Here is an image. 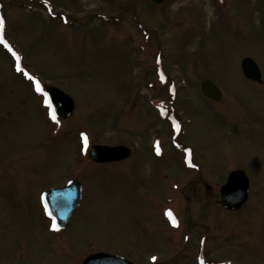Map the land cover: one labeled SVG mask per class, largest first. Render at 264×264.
I'll return each instance as SVG.
<instances>
[{"label": "rangeland", "instance_id": "obj_1", "mask_svg": "<svg viewBox=\"0 0 264 264\" xmlns=\"http://www.w3.org/2000/svg\"><path fill=\"white\" fill-rule=\"evenodd\" d=\"M0 11V41L26 71L0 44V264L94 252L264 264V84L241 72L250 56L264 78V0H0ZM205 78L219 101L201 94ZM44 85L73 98L71 115L52 119ZM95 144L132 154L96 164ZM233 168L249 193L227 211L219 188ZM72 178L82 197L58 230L41 192Z\"/></svg>", "mask_w": 264, "mask_h": 264}, {"label": "water", "instance_id": "obj_2", "mask_svg": "<svg viewBox=\"0 0 264 264\" xmlns=\"http://www.w3.org/2000/svg\"><path fill=\"white\" fill-rule=\"evenodd\" d=\"M156 3L162 0H153ZM243 73L250 79L259 80L260 73L253 60L244 58L242 60ZM204 94L216 98L218 89L209 81L201 83ZM50 98V104L56 115L66 117L73 110L71 97L56 87H46ZM129 154L128 148L124 146H93L90 157L96 162H109L125 158ZM247 179L240 170L232 171L227 182L220 189L221 203L224 208L235 210L247 198ZM81 188L76 180L69 182L66 186L51 189L43 193L42 200L48 214L59 227H64L70 219L80 198ZM82 264H131L130 262L113 255L97 253L88 256Z\"/></svg>", "mask_w": 264, "mask_h": 264}, {"label": "snow or ice", "instance_id": "obj_3", "mask_svg": "<svg viewBox=\"0 0 264 264\" xmlns=\"http://www.w3.org/2000/svg\"><path fill=\"white\" fill-rule=\"evenodd\" d=\"M3 22L2 21H0V24H2ZM40 90V88H39V85L37 84V91H39ZM45 103L46 104H48V101L47 100H45ZM48 106H49V108L51 107V105L50 104H48ZM51 116H52V119L53 120H55L56 119V117H55V114L54 113H51ZM53 227H55V225H53Z\"/></svg>", "mask_w": 264, "mask_h": 264}, {"label": "flooded vegetation", "instance_id": "obj_4", "mask_svg": "<svg viewBox=\"0 0 264 264\" xmlns=\"http://www.w3.org/2000/svg\"><path fill=\"white\" fill-rule=\"evenodd\" d=\"M219 100V99H218Z\"/></svg>", "mask_w": 264, "mask_h": 264}]
</instances>
